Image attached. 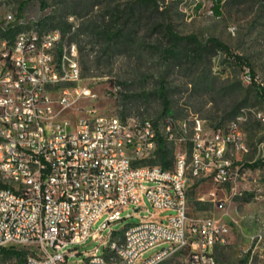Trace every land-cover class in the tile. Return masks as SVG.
<instances>
[{
	"label": "built area",
	"instance_id": "2783aa9c",
	"mask_svg": "<svg viewBox=\"0 0 264 264\" xmlns=\"http://www.w3.org/2000/svg\"><path fill=\"white\" fill-rule=\"evenodd\" d=\"M80 80L75 43L58 27L26 24L0 0V247L25 251V264H68L77 252L66 247L90 237L98 244L80 264H159L177 253L185 264H219L213 250L228 243L230 227L190 215L187 171L211 180L207 200L218 209L245 191L264 203V184L228 156L247 151L240 124L247 112L264 123V97L222 126L166 116L160 133L151 118L102 114ZM242 80L264 89L245 65ZM158 135L173 146L170 168L149 163ZM130 206L138 222L120 238L112 223ZM249 251L264 252V222Z\"/></svg>",
	"mask_w": 264,
	"mask_h": 264
},
{
	"label": "rangeland",
	"instance_id": "374dc122",
	"mask_svg": "<svg viewBox=\"0 0 264 264\" xmlns=\"http://www.w3.org/2000/svg\"><path fill=\"white\" fill-rule=\"evenodd\" d=\"M20 1L5 0L16 10ZM196 1H160L159 10H165L163 13L143 9L139 19L138 5L132 0H25L18 14L28 25L36 22L41 29L60 28L63 40L75 43L80 83L96 93L93 103L102 114L151 118L163 133L166 116L180 120L196 115L209 126H222L240 108H255L260 102L255 88L242 80V72L245 65L264 82V0H223L219 16L209 12L211 0H200L203 6L198 11L193 7ZM166 23L171 24L176 37L167 36L160 28ZM104 28L108 29V37L103 34ZM191 37L207 47L198 66L184 60L179 63L174 57L164 55L163 49L172 43L191 50ZM210 38L227 46L240 61L211 45ZM200 74L204 82L200 81ZM162 84L169 99V112L163 111L159 97ZM65 115L72 117L70 112ZM240 127L248 149L244 153L229 151L228 156L242 163L243 169H250L247 179L257 178L264 184V123L247 112ZM186 133L190 135L189 130ZM256 161L258 165L251 166ZM187 176L190 215L219 218L230 226L229 242L213 250L216 261L264 264V256L253 255L248 260L244 252L250 245L251 235L264 222L262 201L245 191L233 195L223 209H218L214 202L207 200L213 187L211 180L193 177L189 170ZM241 190L238 185L237 191ZM201 196L203 200L198 199ZM146 206L152 208L147 201ZM132 212L133 206H130L121 212L122 219L112 223V229L119 230L120 238L125 227L138 222L136 216H129ZM99 222L94 223L93 230ZM102 233L105 235L106 230ZM97 244L98 240L89 237L80 244L67 246L77 252L67 256L68 264H80L83 252L94 249ZM156 250L147 251L143 257ZM184 257V253H177L164 259L163 264H185ZM0 264H17V260L0 254Z\"/></svg>",
	"mask_w": 264,
	"mask_h": 264
},
{
	"label": "trees",
	"instance_id": "16d2710c",
	"mask_svg": "<svg viewBox=\"0 0 264 264\" xmlns=\"http://www.w3.org/2000/svg\"><path fill=\"white\" fill-rule=\"evenodd\" d=\"M134 2V4L138 5V19L141 18L142 14L141 11L143 9L146 10H150L151 13H153L154 11H158V13H163L165 10H159V5L158 3L164 0H132ZM211 6H209V10L210 12L215 15V16H219L221 15V10L223 7V0H211ZM25 4V0L20 1L19 5H18V12H20V10L23 8ZM41 4H43V2H41ZM203 3L200 2V0H197L194 4V10L198 11L200 9H202ZM165 8V7H164ZM123 13H121L122 15ZM136 15V14H135ZM160 28H162L164 30V33L167 36L170 37H176L175 34L172 32V28H171V24L170 23H166L164 25H161ZM122 28H120L119 31ZM103 34L108 37L109 33H108V29L104 28L103 29ZM191 42H193V46L190 49H183L180 48L177 44L175 45L174 43H172V45L166 47L163 49V53L165 56L168 57H174L175 60H177L179 63H181V60L186 61L187 63H190L193 66H198L200 64L199 60L202 59V55L205 52L206 48L204 45H200L198 43H196V39L195 37H191L190 39ZM209 43L211 45H215L218 46L220 48H222L224 51H226L228 54L231 55V57L235 60H239L240 61V57L237 55H233L231 54V52L228 51L227 46H225L224 44H222L221 42H219L218 40L214 39V38H210L209 39ZM250 72H252L251 69H249ZM81 72V71H80ZM201 74L198 76L199 78H201ZM201 82L205 81V78H201L200 80ZM251 86H253L255 88V92L257 93V95L259 96V98L261 99L262 97H264V89L258 87L255 84H250ZM159 97L161 99L163 108H164V112H169V99L167 98V94H166V89L165 86L162 84L160 85V91H159ZM234 113V111L232 112ZM150 164H157L160 165L162 168H170L172 166L173 163V146L170 142H168L165 138H163L161 135H158V140H157V148L155 151V156L153 159H151L149 161ZM259 163V161H256L254 163L251 164V166L255 167L257 166ZM0 185L1 186H6L7 184L2 183L1 179H0ZM0 254L1 255H5V256H9V257H15L17 260V264H25V251L23 250H18L15 249L13 247H0ZM165 262L161 261L159 264H163Z\"/></svg>",
	"mask_w": 264,
	"mask_h": 264
},
{
	"label": "crops",
	"instance_id": "0c3cea01",
	"mask_svg": "<svg viewBox=\"0 0 264 264\" xmlns=\"http://www.w3.org/2000/svg\"><path fill=\"white\" fill-rule=\"evenodd\" d=\"M263 203V202H262ZM264 204V203H263ZM230 227V226H229ZM231 239V232L229 231V235H228V242H229V240ZM250 246V245H249ZM244 252H245V254H246V256H247V258H248V260L250 259V251H249V247L246 249V250H244ZM254 255H257V256H259V257H263L264 256V252L263 251H259L258 253H256V254H254Z\"/></svg>",
	"mask_w": 264,
	"mask_h": 264
}]
</instances>
